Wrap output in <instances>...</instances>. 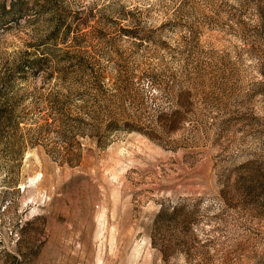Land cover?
<instances>
[{
	"label": "rangeland",
	"instance_id": "1",
	"mask_svg": "<svg viewBox=\"0 0 264 264\" xmlns=\"http://www.w3.org/2000/svg\"><path fill=\"white\" fill-rule=\"evenodd\" d=\"M25 8L0 28V264H264V0Z\"/></svg>",
	"mask_w": 264,
	"mask_h": 264
},
{
	"label": "trees",
	"instance_id": "2",
	"mask_svg": "<svg viewBox=\"0 0 264 264\" xmlns=\"http://www.w3.org/2000/svg\"><path fill=\"white\" fill-rule=\"evenodd\" d=\"M30 1L36 0H9V6L6 5V0H0V28L9 27L12 21H16L25 15H27V4ZM43 2H49L50 4L56 3L57 0H42ZM58 14V12H56ZM60 24H56L50 30L49 36H53L58 33L60 29ZM27 67V68H26ZM32 68V64H26V62L17 61L12 69L15 73H17L21 78L22 76L25 78L27 72ZM38 72L35 71V73ZM97 77L94 76V79ZM3 88V86H2ZM0 88V112H3V116L5 115V122L6 124L3 125V128L0 130V137L4 134L6 138H11L12 134L10 132V124L15 122V125H19V120L17 119L16 115L14 116L12 105L7 97V93H5V89Z\"/></svg>",
	"mask_w": 264,
	"mask_h": 264
}]
</instances>
